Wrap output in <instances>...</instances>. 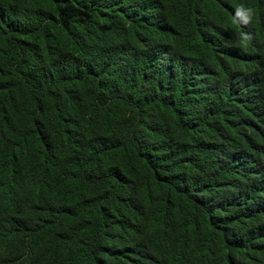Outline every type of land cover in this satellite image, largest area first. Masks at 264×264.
Instances as JSON below:
<instances>
[{"label": "trees", "instance_id": "trees-1", "mask_svg": "<svg viewBox=\"0 0 264 264\" xmlns=\"http://www.w3.org/2000/svg\"><path fill=\"white\" fill-rule=\"evenodd\" d=\"M133 1L171 47L130 0H0V260L264 264V56L218 50L264 1Z\"/></svg>", "mask_w": 264, "mask_h": 264}, {"label": "clouds", "instance_id": "clouds-1", "mask_svg": "<svg viewBox=\"0 0 264 264\" xmlns=\"http://www.w3.org/2000/svg\"><path fill=\"white\" fill-rule=\"evenodd\" d=\"M264 0H255V4ZM131 14L133 15L132 27L142 29L151 34L161 37L164 42L169 45V37L172 35V24L167 18L168 13H158L145 15L136 6L133 0H130ZM254 10L248 8L244 5H238L233 11V23H235V34L231 37L220 42L218 46L219 55L224 59H234L241 53H243L247 48H251L257 53L261 61V55L264 56V14L258 15V22L252 23L254 19ZM170 46V45H169ZM171 47V46H170ZM264 75V65L261 61L260 68L251 73L249 76L242 77L239 81H247V90L250 92L245 98L257 97L264 99L261 96L256 87V83L260 77ZM255 81V83L253 82ZM232 81L233 80H228ZM244 103V102H243ZM247 108V112L250 118L254 121V111H251L249 107L244 103ZM257 158L261 160L260 154L256 150ZM234 156L236 154L234 153ZM7 223L10 227L15 228L16 226V216L10 210H4ZM32 219L25 223L17 226L32 227ZM1 234V232H0ZM0 264H5L0 260Z\"/></svg>", "mask_w": 264, "mask_h": 264}]
</instances>
